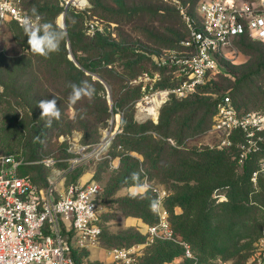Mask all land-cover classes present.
Segmentation results:
<instances>
[{"label": "trees", "instance_id": "1", "mask_svg": "<svg viewBox=\"0 0 264 264\" xmlns=\"http://www.w3.org/2000/svg\"><path fill=\"white\" fill-rule=\"evenodd\" d=\"M94 1L95 6L92 9L88 8L90 15H87L84 11L75 10L72 6L65 9L62 1L16 0L18 7L26 15L34 16L33 9L35 8L36 14L42 17L40 22H55L56 17L61 12H65L67 37L61 43L60 51L45 59L32 54L30 51L27 52L29 46L22 25L14 20H6L9 21V33L19 51L16 50L17 52L13 53L11 57L7 50H0V153L16 154L12 151L21 150L26 155L27 160H36L43 143L54 129L59 132L65 131L64 133H68L73 128L88 132L92 123L102 122L110 115L108 103L101 95L97 96L96 94L98 91H104L105 83L101 82L100 79H94L91 73L99 74L103 80L110 83L107 77L97 69L102 68L100 66L110 65L111 58L102 56L98 60L88 61L87 59L85 62L82 61L76 56V47L78 42L83 41V38L81 34L72 30L75 23L71 19H80L85 30L86 21L89 16H92L91 10L95 13L96 7L99 6V2ZM189 2L196 4L198 0H190ZM101 8L105 10L102 6ZM167 12L171 11L168 10ZM95 15L101 20L102 17H105L100 12L95 13ZM182 24L184 26L183 21ZM84 30L82 34L87 35ZM184 30L187 35L185 26ZM104 33V30H97L93 33L97 39L92 47L99 49L111 47L112 50L116 51V54L119 53L117 54L118 58H121L122 51L130 53V58L137 57L135 60L126 62L128 71H133L132 66L145 57L149 58L156 66V55L148 54L146 51L133 46L121 47L114 40H108L109 37ZM183 37L177 36L160 49L179 47V41ZM246 37L249 36L240 34L234 38ZM67 44L70 48L67 47ZM69 49L75 60L69 58ZM36 67L46 69L49 77L52 78L51 80L59 84L60 90L57 91L56 95H49L41 91ZM161 70L168 71L167 68H161ZM223 74L225 75L226 72L224 71ZM167 75L166 77L162 75V79L156 83V87H165L174 83L171 80V75ZM70 85L79 87L90 85L95 90L93 97L89 99L85 96L77 103L71 104L69 102V95L72 91ZM199 87H202L199 91L209 92L201 85L197 89ZM135 89V93L139 91L141 94L139 85ZM240 89L241 86L238 83L232 87L231 94L226 93L239 112L240 106L234 101L238 99ZM134 95L132 93L125 94L119 105L121 106ZM223 95L215 97L209 102L210 108L207 111L211 112V117L215 111L216 102ZM53 96L57 98V104L62 115L59 121H54L51 127H46L44 121L40 119L41 109L37 102L41 99H51ZM194 96L196 98L191 102L179 101L165 105L171 99L178 98L172 96L159 108L161 110L160 113L158 112L159 118L156 123L150 120L138 122L133 119V113L130 111H127L123 118L122 134L119 135L118 139L119 145L127 152L141 151L146 157H151L155 165L164 162L169 177L182 183L180 189L165 200V207L170 215L168 221L177 241L158 239L154 244L152 254L145 257L141 264H190V260L183 257V245L180 242L189 244L199 264H214L216 259L232 257H235L236 262H242L243 256L238 255L236 257L238 251L232 250L231 252H235H229L230 254L223 253L225 244L220 245L222 233L233 235L241 228H249L258 230L259 235L261 227L264 225V175L259 173L256 175L255 182L252 181V175L258 169L255 166V150L246 154L241 163H238V157L242 152L236 149V146L247 142L242 130H233L229 135L230 143L218 150L202 148L189 151L183 156L179 154L180 150L177 146L183 139L184 127H190L189 122L204 106L205 97ZM69 108L74 110L72 117L69 114L68 116L63 114L65 110L69 112ZM4 110L5 112L2 114L1 111ZM112 110L114 112L117 110L115 105L112 106ZM178 113L182 115L181 118H179ZM175 120L179 122L182 120L180 127L176 129L173 123ZM167 139L172 141L175 146L169 144ZM261 144L264 147V141ZM129 159L130 155L128 154L121 159L124 172L111 184L108 191L109 196L121 187L137 183L129 175L131 170V167L128 166ZM21 167L22 164L18 169L19 174L29 176L37 188L46 189L50 187L38 185L35 182L36 178H32L28 173H23ZM23 169L32 171L29 168ZM219 195L225 199L215 204ZM152 199L150 191L147 190L136 198L126 194L114 199V201L117 203V208L124 214L138 217L148 226L155 224L159 218L157 212L153 213L150 210L149 204ZM175 207H178L179 211L176 212ZM100 226L103 233L101 220ZM145 235L133 228H128L106 237L105 240L108 244L113 243L122 247L144 242ZM81 252L82 250L74 253L75 264H79ZM175 258L181 259L173 262Z\"/></svg>", "mask_w": 264, "mask_h": 264}, {"label": "rangeland", "instance_id": "2", "mask_svg": "<svg viewBox=\"0 0 264 264\" xmlns=\"http://www.w3.org/2000/svg\"><path fill=\"white\" fill-rule=\"evenodd\" d=\"M57 1L65 3L64 0ZM96 1L99 2V6L96 7L94 12L96 14L100 12L105 17H102L101 20L91 10L92 17L95 16L98 19V26L100 30L105 31L104 34L109 37L108 40H114L121 47L133 46L146 51L148 54L158 56L161 52L160 48L166 45L168 41L174 40L177 36L186 38L182 19L175 4L172 2L166 0ZM189 1L179 0L197 18L196 4ZM88 3L91 9L95 6L94 0H88ZM168 10L171 12H167ZM156 11L158 12L157 14L155 13ZM62 14L63 12L56 17L55 22L62 23V20L60 22L59 19ZM27 16L35 19L32 15ZM63 20L65 24V12ZM71 20L75 23L72 26V30L81 34L83 38L82 42L77 43L76 56L78 58H81L84 62L87 59L88 61L98 60L102 56L111 58L110 65L100 66L102 68L99 67L100 69H97L107 77L110 83L103 80L99 74L91 73L94 79L101 78L107 86L104 84V91H98L96 94L97 96L101 95L106 100L109 105L110 115L102 122L92 123L88 132L73 128L68 133H64L65 131L59 132L54 129L43 143L36 160H27L26 155L21 150L12 152L16 153L13 155L21 160V171L23 173H28L32 178H36L35 182L40 186L47 185L52 187L56 194L64 192L73 183L83 184L93 181L101 187L98 212L103 226V233L98 244L82 250L79 264H118L111 257L108 250L115 246H121L106 243V237L128 228H133L144 235L146 234L147 226L140 218L126 215L119 210L114 199L130 194L132 191H137L141 195L148 190L153 199H158L160 202L157 212L158 216L165 209L167 219H169L170 215L165 207V200L169 195H174L182 185L181 182L169 177L164 162L155 165L151 157H146L141 151L132 150L127 152L118 143L119 135L122 134L123 118L127 111L133 113V119L138 122L150 120L156 123L159 118L155 122L153 117L139 110L138 101L141 94L139 91L135 93V88H137L138 84L131 83V81L142 71L151 73L159 70L165 77L168 76L167 74L170 75V72L162 71L146 57L141 58L138 63L132 66L133 71H128L126 62L135 60L137 57L130 58V53L122 51L121 58H118L117 54L119 53L116 54V51L112 50L111 47L102 49L92 47V44L97 39L95 35L87 32V35H83L84 24H82V21L80 19ZM34 23H40V21L35 19ZM84 31H86V28ZM2 49L7 50L8 55L11 57L13 53L19 51L16 49L9 33V21H4L0 24V50ZM217 60L218 70L213 72L205 83L201 85L209 92L203 93L199 91L202 87H199L196 91L181 98H173L165 104L169 105L171 102L179 101L191 102L196 98L194 95L205 97L203 109L194 115L189 122L190 127L185 126L183 129V139L177 146L180 150L179 154L182 156L193 150L202 148L218 150L225 146L221 144L223 134L211 130L212 117L211 112H208L207 109L210 108L209 102L215 97H220L226 93L231 94L234 85L239 83L241 86L238 99L234 101L240 106V112L254 111L261 113L264 111V41L251 39L250 37L234 38L229 45L220 50ZM224 71L226 72L225 75L223 74ZM36 73L39 75L41 91L49 95H56L57 91L60 90L59 84L51 80L52 78L49 77L47 70L42 67H36ZM131 93L135 95L120 106L119 102L122 97ZM113 105L117 109L115 112L112 110ZM1 112L4 114L5 110ZM63 114L67 116L69 114L72 117L74 110L69 108V112L65 110ZM178 116L181 118L182 115L178 113ZM200 120L202 121L200 122ZM173 123L176 129L180 127L182 120L180 122L175 120ZM112 131L115 132L111 143L100 152H91L92 148L104 140L105 133L108 134ZM258 136H260V139L255 136L250 137V142L236 146V149L242 152L238 157L239 164L246 154H250L255 150V166L258 169L252 175L253 182H255L257 174L261 173L264 175V147L261 144L264 141V130ZM167 142L175 146L168 139ZM80 146H86L87 148L80 150ZM127 154L130 155L128 160V166L131 167L129 175L131 176L133 172L139 173V181L137 183L147 184L148 188L146 191H140L136 188V183L121 187L113 195L109 196L108 191L111 184L124 172V165L121 159ZM76 158L79 160L75 161ZM23 168H29L32 171ZM216 199L215 204L225 198L219 195ZM174 210L177 212L179 208L175 207ZM157 241V238L150 241L145 235L144 242L122 246L123 248H128L134 258L129 264H141L145 257L152 254L154 244ZM223 243L225 244L223 247L225 250L224 254L238 251L236 257L241 255L244 258L242 262L240 261L241 263L236 262L235 257L216 259L214 264H263L264 262V225L261 227L259 235L258 230L249 228H241L233 235L222 233L220 245ZM232 250L235 251L231 252ZM177 260L180 261V258H175L173 262Z\"/></svg>", "mask_w": 264, "mask_h": 264}, {"label": "built area", "instance_id": "3", "mask_svg": "<svg viewBox=\"0 0 264 264\" xmlns=\"http://www.w3.org/2000/svg\"><path fill=\"white\" fill-rule=\"evenodd\" d=\"M166 1L175 4L187 30L179 47L163 48L155 56L156 66L167 68L174 83L156 87L162 79L159 70L143 71L131 81L141 89L139 110L153 117L155 122L159 108L172 96L180 98L194 92L218 70L217 55L234 37L246 34L264 41V0H198L197 18L179 0ZM64 2L65 9L72 6L90 15L88 0ZM26 17L16 0H0V24L14 20L22 25ZM85 28L88 34L100 30L98 19L89 16ZM235 129L245 133L247 142L254 136L260 139L264 113L239 112L225 94L216 102L211 130L222 133L221 144L228 145L229 135ZM114 132L105 133L104 140L91 152L107 147ZM86 148L80 146L79 149ZM20 164L17 156L0 153V264H75V252L99 242L101 187L93 181L73 183L56 194L52 187L37 188L29 176L19 174ZM159 215L155 224L147 226V238L177 241L166 210ZM180 243L183 257L188 258L190 264H199L189 244ZM108 252L118 264H129L134 259L128 248L112 247Z\"/></svg>", "mask_w": 264, "mask_h": 264}, {"label": "clouds", "instance_id": "4", "mask_svg": "<svg viewBox=\"0 0 264 264\" xmlns=\"http://www.w3.org/2000/svg\"><path fill=\"white\" fill-rule=\"evenodd\" d=\"M33 15L37 21H41L42 17L36 14V9H33ZM22 27L24 35L27 36L28 49L27 52H31L34 55L41 56L45 59L51 57L52 54L60 51V45L66 40L67 32L65 26L61 23L53 21H44L40 23H33L32 17H26L22 21ZM72 91L69 95V102L71 104L77 103L82 97H88L91 99L94 94V89L90 85L79 87L76 85H70ZM38 107L41 109L40 119L44 121L46 127H51L54 121L61 119V109L57 104V98L53 96L51 99H41L38 102ZM133 181H139V173L133 172L131 174ZM136 188L140 191H146L147 184H136ZM132 198H136L139 192L132 191L130 193ZM144 198V197H141ZM159 200L152 199L149 207L153 213L159 210Z\"/></svg>", "mask_w": 264, "mask_h": 264}, {"label": "water", "instance_id": "5", "mask_svg": "<svg viewBox=\"0 0 264 264\" xmlns=\"http://www.w3.org/2000/svg\"><path fill=\"white\" fill-rule=\"evenodd\" d=\"M63 17H64V12H63V14L61 15V20H62V23H61V24H63V25L65 26V24H64V20H63ZM67 47L69 48V46H67ZM69 58L72 59V60H75L73 54H72L71 51H70V49H69ZM97 78H99V77H97ZM99 79H100L101 82H103V80H102L101 78H99ZM105 86H106V84H105ZM106 87H107V86H106Z\"/></svg>", "mask_w": 264, "mask_h": 264}, {"label": "bare ground", "instance_id": "6", "mask_svg": "<svg viewBox=\"0 0 264 264\" xmlns=\"http://www.w3.org/2000/svg\"><path fill=\"white\" fill-rule=\"evenodd\" d=\"M59 19H60V22H61V16L59 17Z\"/></svg>", "mask_w": 264, "mask_h": 264}]
</instances>
